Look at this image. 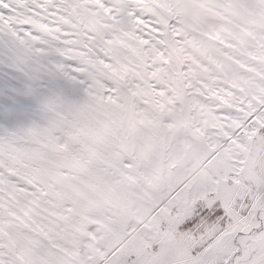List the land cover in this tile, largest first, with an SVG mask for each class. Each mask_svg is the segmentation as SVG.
<instances>
[{
  "label": "snow or ice",
  "instance_id": "1",
  "mask_svg": "<svg viewBox=\"0 0 264 264\" xmlns=\"http://www.w3.org/2000/svg\"><path fill=\"white\" fill-rule=\"evenodd\" d=\"M0 264H264V0H0Z\"/></svg>",
  "mask_w": 264,
  "mask_h": 264
}]
</instances>
